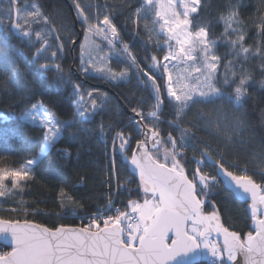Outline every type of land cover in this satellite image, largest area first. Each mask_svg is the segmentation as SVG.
Segmentation results:
<instances>
[{
	"label": "snow or ice",
	"instance_id": "snow-or-ice-1",
	"mask_svg": "<svg viewBox=\"0 0 264 264\" xmlns=\"http://www.w3.org/2000/svg\"><path fill=\"white\" fill-rule=\"evenodd\" d=\"M61 3L0 0V103L19 109L0 116L37 126L41 141L14 159L0 152V264H264V107L257 124L248 104L254 85L264 92V42L245 46L249 35L264 37V0H71V25ZM71 52L82 80L64 70ZM50 73L71 87L70 120L50 98ZM97 77L106 87L86 89ZM133 81L140 95L120 91ZM93 133L110 141L96 169L104 194L78 195L92 177L77 172V184L58 189L55 217L79 225L36 222L41 210L16 197L52 149L68 163L70 142ZM122 191L138 198L117 207ZM221 192L246 194L243 228L222 220L211 199ZM91 199L101 201L94 210Z\"/></svg>",
	"mask_w": 264,
	"mask_h": 264
},
{
	"label": "trees",
	"instance_id": "trees-1",
	"mask_svg": "<svg viewBox=\"0 0 264 264\" xmlns=\"http://www.w3.org/2000/svg\"><path fill=\"white\" fill-rule=\"evenodd\" d=\"M55 2V0H53ZM85 3H94V4H103L114 3L116 0H84ZM207 2L209 4H215L216 0H202V3ZM238 2L244 3L247 0H238ZM252 4L256 3V0H251ZM71 4V0H67V3L64 4L63 0L61 6L64 7V11L68 13V24L71 25V13L69 12L68 5ZM254 12V10H253ZM80 29V26L78 24ZM75 31H78L75 27ZM223 30L222 25L216 26L213 31L219 35V33ZM129 42L142 47V41L136 37L129 36ZM146 39V37H145ZM248 43L245 46H252L253 44L264 42V37H256L254 34L246 37ZM12 44L17 45L18 47H22L19 45V42L16 40L12 41ZM27 51V49H25ZM217 51L220 54H223L226 49L224 46L218 45ZM74 54V55H73ZM78 52L67 53L65 58L62 61L64 66V70L66 73L71 69V76L73 81L82 80L80 78L79 73L77 75L73 72V66L78 63L76 59ZM115 59L113 58V63L115 64ZM258 63V61L254 62ZM76 71V70H75ZM45 79L48 81V89L50 93V98L57 101V111L58 115L61 119H71L72 114L75 111L74 105V97L70 95L71 87H62L58 86L55 82L54 74H49ZM86 89L90 88H99L100 85H105L102 80L97 78H90L86 81H83ZM255 91H251V99L248 104L251 105L249 111L252 114L253 123H260V111L261 107H264V92L258 89V86H255ZM120 91L125 93L129 91H137V94L141 93L135 87V81L131 84L121 85ZM135 101H133L134 103ZM11 101H6L0 103V113H4L5 115L16 112L19 114L18 108H9L8 104ZM127 114L121 117V119L127 121ZM96 121L100 119L97 116ZM105 121L107 122L108 116L105 115ZM94 123H89L85 121V128L94 127ZM161 127L166 128V125H162ZM19 133L26 137L25 143H18L15 138V134ZM67 137H63L59 143H57V147L66 146ZM40 141V133L39 128L37 126H30L19 119H10L5 121L2 116H0V152L7 154L11 153L9 159H14L15 154H26L28 152H35L39 147ZM72 144L71 151L73 153L70 162L65 163L64 161H59L56 163V157L54 155L55 149H52L51 153L47 155L44 162L38 168L39 179L34 183L29 184L24 189V193L22 196L16 197L17 200H23L26 206H31V208L40 209L43 214L36 215L32 217L38 223H45L49 226L53 222L64 223L69 225H79L80 220L65 218L61 221H56L55 213L59 212L60 209L57 207V193L59 187H66L69 184L75 185L78 181L75 178V174L77 172L82 174H87L92 177L89 179L86 186H81L78 191V195L84 194L86 196H102L104 194V186L100 183L103 179V172L96 171L98 168H102L106 162L107 158L104 155L106 150V145L110 144L103 135L99 133H93L90 136L85 135L82 139H76L70 142ZM7 145V147H5ZM79 152V158H77L76 153ZM117 160L120 164H127V161L123 160L120 157L119 153H116ZM209 170V169H205ZM131 189H135L136 185H129ZM138 198L134 193L130 196L128 192L122 191L118 197L116 202L117 205L122 206L127 202V199ZM211 199H215L217 201V207L220 209L222 220L226 222V226L228 225H236L237 227H244V219L246 215V207L247 202H240L234 195L229 198H226V193L221 192L219 195H213ZM86 203L92 206L93 210L95 207L101 203V201L96 199L86 200ZM4 208H8L9 204L2 205ZM4 246L0 244V250H3ZM200 264H207L206 260H202Z\"/></svg>",
	"mask_w": 264,
	"mask_h": 264
},
{
	"label": "water",
	"instance_id": "water-1",
	"mask_svg": "<svg viewBox=\"0 0 264 264\" xmlns=\"http://www.w3.org/2000/svg\"><path fill=\"white\" fill-rule=\"evenodd\" d=\"M75 27H76V29L79 31L80 29H79V27H78V24H76L75 25ZM72 53H74V52H72ZM74 55V54H73ZM73 72H74V74L75 75H77V72L75 71V67L73 66ZM81 78V77H80ZM82 79V78H81ZM99 87H101V88H105L106 87V85H100ZM233 195L240 201V202H242V203H246V202H248V198H247V196H246V194H239V195H237L235 192H233ZM0 244H2L3 246H4V244H5V242H4V240H3V238L2 237H0Z\"/></svg>",
	"mask_w": 264,
	"mask_h": 264
},
{
	"label": "rangeland",
	"instance_id": "rangeland-1",
	"mask_svg": "<svg viewBox=\"0 0 264 264\" xmlns=\"http://www.w3.org/2000/svg\"><path fill=\"white\" fill-rule=\"evenodd\" d=\"M0 199H3V198H0Z\"/></svg>",
	"mask_w": 264,
	"mask_h": 264
}]
</instances>
